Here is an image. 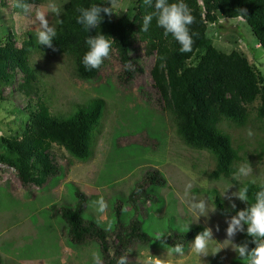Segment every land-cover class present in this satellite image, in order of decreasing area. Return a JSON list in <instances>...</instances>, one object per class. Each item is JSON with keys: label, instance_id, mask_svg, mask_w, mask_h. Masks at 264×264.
Wrapping results in <instances>:
<instances>
[{"label": "rangeland", "instance_id": "374dc122", "mask_svg": "<svg viewBox=\"0 0 264 264\" xmlns=\"http://www.w3.org/2000/svg\"><path fill=\"white\" fill-rule=\"evenodd\" d=\"M65 1L42 0L36 5L29 4L31 10L25 13L15 7L16 0H0V47L11 41L21 47L28 31L36 34L38 12L47 14L50 25L55 24L56 14L49 5L55 4L60 9ZM199 4L205 17L203 0ZM137 5L138 0H119L114 6V19L125 17L131 21ZM207 23V33L219 51H242L264 77V49L246 21L220 15L217 23ZM149 51L147 42L136 35L131 56L139 60L143 72L130 80L122 75L123 64L115 49L103 61L99 76L92 79L79 76L73 58L34 49L29 62L37 68L38 76L32 83V93L26 94L21 89L24 72L19 67L13 72L11 84L1 86L0 81V153L2 137L20 139L28 127L31 112L37 111L41 104L45 103L51 111L69 114L76 110L78 103H88L94 97L106 100L102 131L91 159L79 160L66 148L53 143L52 152L59 171L47 177L43 184L36 181L25 184L16 167L0 162V254L6 262L94 264V256L102 258L99 245L93 239L76 245L69 242L61 209L77 205L76 190L79 189L88 197L84 218H93L107 228H114L118 220L129 225L135 216L150 233L185 231L196 223L211 228L213 240L208 245V255H197L192 250L193 240L184 251V264H247L246 260L237 259L235 251V244L248 238L247 225L243 226L244 231L237 230L229 238L228 223L234 215L217 211L211 189L217 188L230 206L234 202L245 207V202L232 194L247 180L264 181L261 95L247 105L248 121L244 126L223 123L243 146L239 168L249 162L253 169L251 175L239 176L235 182L212 180L209 176L213 167L211 153L194 148L179 137L173 114L160 100L151 74L156 54ZM153 169L159 170L166 182L144 184L152 197L141 192L132 201L131 193ZM34 176L39 177L35 169ZM101 197L108 204L104 213H99L93 203ZM200 200L207 203L203 214L191 206ZM117 204H120L119 215L115 210ZM117 240L111 237V242ZM171 251L162 239H155L151 245H132L126 254L130 260L149 264L152 256L162 257Z\"/></svg>", "mask_w": 264, "mask_h": 264}, {"label": "trees", "instance_id": "16d2710c", "mask_svg": "<svg viewBox=\"0 0 264 264\" xmlns=\"http://www.w3.org/2000/svg\"><path fill=\"white\" fill-rule=\"evenodd\" d=\"M41 1L24 0L35 5ZM118 1L115 0L112 5V12ZM173 2L176 0H169V3ZM184 2L192 9L195 22L190 28L197 34L193 36L192 50L188 52L180 51V44L171 34L164 36V30L157 26L155 18L147 32L141 31L144 14L152 10L144 6L143 0H138L136 14L131 21L125 17L114 19L113 14L108 16L102 13L104 19L101 25L90 31L77 23L80 14L77 9L92 4L108 5L109 0H66L59 9V17L56 16L63 23L56 25L57 36L53 40L52 48L40 45L36 34L31 31L27 32L21 47L12 41L7 46L0 47L1 86L13 82V72L19 67L24 72L21 89L26 94L34 91L32 83L37 81L38 70L29 62L34 49L69 56L75 60L80 77H98L102 64L98 69L87 70L82 60L89 50L87 38L100 32L115 40L111 51H117L123 64L122 75L125 80H130L138 72H143L139 60L131 56L134 37L138 35L140 40L147 42L149 52L156 54L151 70L154 86L164 108L174 116L177 134L188 145L211 153L213 167L209 176L212 180L235 182L234 176L239 170L243 146L236 142L223 123L244 126L248 121L247 105L253 103L259 95L262 99L259 116L264 118V77L256 71L242 51H219L207 33V21L217 23L220 15L230 19L242 18L264 49V0H203L205 17L199 0ZM241 9H246V13L242 14ZM197 60L199 61L195 64ZM120 78L123 79L122 76ZM105 104L104 98L94 97L88 103L76 104V110L69 114L51 111L45 103L41 104L37 111L31 112L28 127L20 139L2 137L0 162L16 167L25 184L31 181L43 184L47 177L57 175L59 171V164L52 152L53 143L66 148L79 160L91 159L102 131ZM34 169L39 172V177L34 176ZM153 182H166L157 169L144 175L143 181L131 193V200H135L141 192H146L151 198L145 191L147 186L144 184ZM261 185H264V181L247 180L241 185L249 188L245 207L236 204V209H231L217 188L211 189L212 201L222 215H236L237 211L247 208L248 204L255 203V193L260 190ZM76 195L79 199L74 208L64 206L61 209L62 218L67 224L69 242L76 245L87 239L95 240L99 245L103 264H117L120 256L125 255L132 245H151L155 239H162L170 248L180 243L186 251L196 234L207 227L196 223L185 231L150 233L144 230L143 222L135 216L129 225L118 220L114 228H107L93 218H84L88 197L79 189L76 190ZM133 205L139 208L138 205ZM135 207L131 206V209ZM115 210L119 215L120 204L116 205ZM112 236L118 239L117 242H111ZM247 237L246 241L251 250L256 245L252 242V237ZM236 257L238 260H245L238 253ZM128 260L131 264H142L136 260ZM0 264L10 263L0 254Z\"/></svg>", "mask_w": 264, "mask_h": 264}, {"label": "clouds", "instance_id": "9594fccd", "mask_svg": "<svg viewBox=\"0 0 264 264\" xmlns=\"http://www.w3.org/2000/svg\"><path fill=\"white\" fill-rule=\"evenodd\" d=\"M115 0H109L108 5L92 4L89 7H80L77 11L80 13L77 17V23L84 26L85 30L90 31L100 26L104 16H111L112 5ZM143 4L146 8L152 9L143 16V24L141 31L147 32L152 20L155 18L157 26L164 30V36L169 34L180 44L181 52H188L192 50L194 43L193 36L197 35L191 31L190 26L195 22V17L192 14V9L184 2V0H176V2L169 3V0H143ZM15 7L22 9L25 13L31 10V6L24 2V0H16ZM49 8L56 14L60 15V10L55 4H50ZM240 12L246 13V9H241ZM47 14L44 12L37 13V20L39 21V27L36 29L37 42L40 45L53 47V40L57 36L56 25L62 24L63 21L56 19L55 24H49L46 18ZM115 40L109 36L102 34L101 32L95 36H89L86 40L88 45V51L84 54L82 63L87 70L98 69L103 61L109 57L112 44ZM249 135L252 132L249 131ZM253 169L248 162L239 168L234 178L239 176L251 175ZM248 186H242L232 194V196L238 198L241 201H248ZM231 202V197H228ZM99 213H104L108 204L103 197L93 202ZM194 210H198L203 214L207 210V203L204 200L195 202L192 205ZM231 209H236V204L231 202ZM244 225H247V235L253 238V243L256 247L249 250L248 242L245 241L239 245L235 244V251L240 258L246 260L247 264H264V185L260 186V190L255 193V203L248 204V207L236 212V215L232 216L227 228V235L229 238L233 237L237 230L244 231ZM189 230V226H188ZM219 226H217V231ZM212 229L205 228L203 231L196 234L194 241L192 242V250L199 256L208 255V245L212 241ZM231 240V239H228ZM184 247L180 243H176L172 246V251L162 257L152 256L149 264H184ZM94 264H103V261L99 256H94ZM117 264H131L127 259V254L121 255L117 260Z\"/></svg>", "mask_w": 264, "mask_h": 264}]
</instances>
